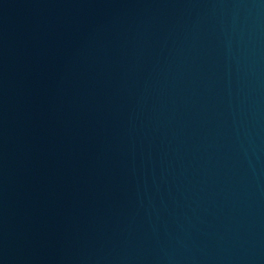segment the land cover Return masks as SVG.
Listing matches in <instances>:
<instances>
[{
  "label": "water",
  "instance_id": "95a60500",
  "mask_svg": "<svg viewBox=\"0 0 264 264\" xmlns=\"http://www.w3.org/2000/svg\"><path fill=\"white\" fill-rule=\"evenodd\" d=\"M0 264H264V0H0Z\"/></svg>",
  "mask_w": 264,
  "mask_h": 264
}]
</instances>
